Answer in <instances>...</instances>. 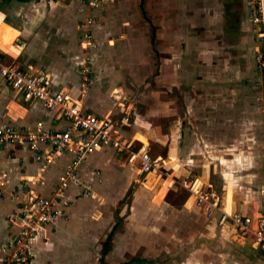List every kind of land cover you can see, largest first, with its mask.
Here are the masks:
<instances>
[{"label": "crops", "instance_id": "obj_1", "mask_svg": "<svg viewBox=\"0 0 264 264\" xmlns=\"http://www.w3.org/2000/svg\"><path fill=\"white\" fill-rule=\"evenodd\" d=\"M113 1H120L116 7L129 15L123 24L135 23V32L121 35L120 51L107 48L104 60H115L116 65L100 70V75L108 77L105 82L127 78L137 83L142 77L132 121L121 103L117 112L103 108L109 105L108 95L93 87L101 79L91 76L98 59L96 38L101 39L96 19ZM113 1L94 8L83 0L51 6L19 0L0 3V28L6 39L4 47L0 37V46L8 53L6 61L47 74L53 92L78 99L95 115L108 111L116 120L127 117L129 125L121 133L135 144L134 151L139 150L135 140L145 146L139 152L148 153L146 147L158 144L164 152L153 159L157 164L162 157L169 159L170 165L163 178L154 168L141 174L137 159L130 163L110 147L90 154L77 170L80 185L65 191L66 216L29 242L32 264H124L132 259L140 261L131 264H264L257 247L222 230L215 219L206 220L191 199L179 205L172 200L178 198L172 185L176 180L196 177L220 198L223 209L264 215V78L255 66L258 44L248 20L250 0H137L132 6L130 0ZM61 9L83 20L76 28L75 20L66 19L52 26L75 28L80 45L76 40L69 47L64 43L60 48L65 54L38 59L32 51L40 47L36 38L44 31L17 26L16 19L25 15L36 23L40 12ZM107 9L110 16L118 11ZM85 32L92 46L84 41ZM29 33L30 43H20V36ZM85 67L87 92L81 96ZM118 89L113 94L123 90ZM39 121L51 130L66 127L39 102L24 101L0 77V124L25 131ZM128 128L136 133L128 135ZM70 159L62 156L41 172L25 145L0 148V173L5 176L0 186V259L2 247L18 232L12 218L22 202L32 194L49 197ZM85 187L90 194L83 193ZM115 225L111 247L102 256V245Z\"/></svg>", "mask_w": 264, "mask_h": 264}, {"label": "built area", "instance_id": "obj_2", "mask_svg": "<svg viewBox=\"0 0 264 264\" xmlns=\"http://www.w3.org/2000/svg\"><path fill=\"white\" fill-rule=\"evenodd\" d=\"M8 0H0V3ZM22 2L42 3L51 6L66 0H19ZM91 8L105 1L113 0H83ZM248 20L254 30V38L258 44L255 51V66L264 78V0H250ZM91 18L86 21L87 25ZM91 35L84 34V41L92 46ZM96 45V44H95ZM97 46V45H96ZM7 52L0 48V77L2 81L24 101H37L40 105L56 114L66 122L61 130H51L39 121L31 130L16 129L11 123L0 124V148L14 145H25L30 159L38 164L44 172L62 156H70L56 188L49 197L32 194L23 201L14 214L12 221L18 224V232L2 247L0 264H32L28 244L32 239L39 238L46 227L56 224L66 216L68 202L64 199L65 191L72 184L80 185L77 170L79 165L93 152L104 147L114 149L130 163L137 159L141 174L150 173L157 160L147 152L134 151L135 144L125 139L121 133L123 127L129 125V119L122 117L113 119L110 115H95L84 108L78 99L51 90L50 77L42 72H31L30 67L23 68L14 61H6ZM84 78L81 82V96L87 92V74L89 68L82 69ZM4 174L0 173V186L3 185ZM179 186L192 200L206 220L215 219L217 225L224 231L236 234L245 241H250L264 256V215L256 217L227 211L220 205V198L202 182L194 177H184ZM85 195L90 194L88 188H83ZM264 200V190L262 191Z\"/></svg>", "mask_w": 264, "mask_h": 264}, {"label": "rangeland", "instance_id": "obj_3", "mask_svg": "<svg viewBox=\"0 0 264 264\" xmlns=\"http://www.w3.org/2000/svg\"><path fill=\"white\" fill-rule=\"evenodd\" d=\"M130 1H131L130 5L131 4L136 5V3H137V0H130ZM119 3H120V1H116V2H114V4L105 6V8H103L101 10L100 16L96 19V24H95L96 33L101 37V39H100V41H98L97 40L98 38H96V44H97L96 51H97V58L98 59H97L95 66H92L94 74L93 75L91 74V76L93 78H98V79L100 78L101 79V80L97 81V83L94 84L93 87L97 88V90L105 91V93H107V95H108L107 100L109 101L108 102L109 105H108V107H103V108L105 110H107V109L110 110L113 108L116 109L118 107L117 103H121L122 105H124V109H126L130 113V120L132 121V119H133V116L131 114L132 104L135 103V99L137 98L138 92L140 90H142V83H143L142 77H140V80L137 83L133 82V81H132L133 83H131V80L128 82L127 78L125 79L124 82H120V80L115 82V81H112L110 79L108 82H105L104 79H106L108 77L102 78L100 75V73H101L100 70L104 71V69L107 67L114 68V65H116L115 60H111V59L104 60L103 55L107 51V48L111 46V47H113V51H115L116 49H117V51H120L121 44H119L120 43L119 40H121V38H120L121 35L124 34L127 30L128 31L132 30L133 32H135V25H136L135 23H130V25L124 26L123 22H125V19L128 18L129 15L122 13L121 10L120 11L118 10V8L116 6L120 5ZM109 6H111L112 11L113 10H118V11L116 13L113 12L112 15L110 16V14L108 13V9H107V7H109ZM131 6H130V8H132ZM57 9H60V7H58ZM70 12L71 11L66 13V11H64L63 9H61L57 12H50V11L45 10L44 12H40L39 15H37L36 20H38L37 21L38 23L37 22L32 23L29 20V18H27L28 16H25V15L18 16V19H16L17 26H21L24 28L29 26L31 31H34V30L37 31L38 29H41L42 31H44L43 34H40V36H38L36 38V41L40 42L41 45H39L40 47L34 48V50L32 51V55L33 54L38 55V59H43V60L48 59L49 58L48 56L56 57V58L60 57L61 54H65V52L60 48V46L65 43V45H68V47H69L70 44L75 40L77 42L76 45L79 47V45H80L79 33L77 34L75 32V28H76V25L77 26L80 25V20H83V19L76 20L74 18V16L72 15L73 13L71 14ZM71 15H72V17H71ZM9 17L12 18L14 16H9ZM63 19L70 20L69 23L70 22L73 23V20H75V22H76L75 28H71V29L66 30V29H63L62 27L52 26L55 24V22H57V20L63 21ZM52 23H54V24H52ZM71 30H74V31L72 32ZM104 32H107V36H103ZM2 36H4V33L2 31V28H0V37L2 39V43L5 47L6 39ZM109 39H112L114 41H111V43H109L108 42ZM31 40H32V34H30V33H29V35L28 34H22L19 38L20 43L27 42V44H29ZM36 41L34 40V42H32V43H35ZM28 46H30V45H28ZM36 63H38V62H36ZM130 63H131V61H130ZM126 65H127V63H126ZM38 70H48V69L47 68H39ZM117 79H119V78H117ZM126 82H127L128 88H126V84H125ZM122 84H125V86ZM118 88H123L122 92L118 93V94L114 93V94H117V95H114L113 92L115 91V89H118ZM119 90L120 89H118V91ZM263 95H264V91H263ZM88 105H90V103L87 104V106ZM138 105H139V103L135 104L136 107H138ZM117 111H119V108H117L116 112ZM263 111H264V109H263ZM103 112H104V114L106 113V115L108 113V111H103ZM127 130L129 131L128 135H133L136 133L131 128H128ZM135 141H136V148H138L139 150H142L141 146L145 147L142 142L137 141V140H135ZM146 149H149L148 153L151 155L152 158H157L159 155L163 154V152H164V147L160 146L158 144H153L152 147H146ZM162 159H163V161H159V163L155 165L154 169H156L155 174H158L160 177L165 178L166 176L168 177L169 171H168L167 167H170V165L168 163L169 159H165L163 157H162ZM169 180H168V182H170ZM179 181L176 180V182L172 184L173 188L178 189V190H176V192H174V193H176L174 195H177L176 197H178V198L172 199V200H176L178 205H179V203H181V201L187 200V193L185 194L179 188V184H178ZM218 186H220V185H218ZM123 204L125 205V203H123ZM100 229H99V231H100ZM97 231H98V228L96 229V232ZM140 256H141V252H139L137 254V257H140Z\"/></svg>", "mask_w": 264, "mask_h": 264}, {"label": "trees", "instance_id": "obj_4", "mask_svg": "<svg viewBox=\"0 0 264 264\" xmlns=\"http://www.w3.org/2000/svg\"><path fill=\"white\" fill-rule=\"evenodd\" d=\"M116 228H117V225H115V226L112 228L111 232L107 235V237H106V239H105V241H104V243H103V245H102V248H103V249H102V256H105V255L108 253V251H109V249H110V247H111V243H112L113 235H114V232H115ZM134 261L139 262L140 260L132 259V260L129 261V263H124V264H131V263L134 262ZM102 264H103V263H102Z\"/></svg>", "mask_w": 264, "mask_h": 264}, {"label": "bare ground", "instance_id": "obj_5", "mask_svg": "<svg viewBox=\"0 0 264 264\" xmlns=\"http://www.w3.org/2000/svg\"><path fill=\"white\" fill-rule=\"evenodd\" d=\"M0 48H1V46H0ZM2 49V48H1ZM3 50V49H2ZM4 51V50H3Z\"/></svg>", "mask_w": 264, "mask_h": 264}]
</instances>
